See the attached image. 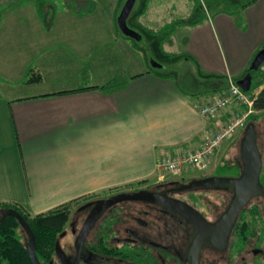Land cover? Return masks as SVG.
<instances>
[{"label":"crops","instance_id":"1","mask_svg":"<svg viewBox=\"0 0 264 264\" xmlns=\"http://www.w3.org/2000/svg\"><path fill=\"white\" fill-rule=\"evenodd\" d=\"M257 7L258 25L246 29L238 41L232 37L236 21L227 13H220L217 21L207 17L197 25L177 27L176 34L188 33L182 51L195 60H187L224 80L195 96L181 91L169 76L143 66L131 70L137 61L133 44L116 30L113 11L105 18L97 9L84 15L57 10L50 29L37 13L29 37L16 29L22 43L7 40L13 28L3 19L0 48L22 49L25 65L22 81L11 76L8 82L31 88L17 94L11 91L17 85L11 87L7 108L0 112V204L15 203L36 215L125 184L164 182L157 169L162 157L196 151L207 132H216L244 107L235 102L216 115L200 113V106L228 88L230 79L237 83L235 76H245L264 44V0H255L243 11L249 14ZM87 19L95 23L86 24ZM237 45L242 52L239 64L224 65L221 53ZM39 74L41 79L27 81ZM120 74L128 81L119 91L65 92L101 86Z\"/></svg>","mask_w":264,"mask_h":264},{"label":"flooded vegetation","instance_id":"2","mask_svg":"<svg viewBox=\"0 0 264 264\" xmlns=\"http://www.w3.org/2000/svg\"><path fill=\"white\" fill-rule=\"evenodd\" d=\"M210 176L221 175L207 173L194 179ZM192 179L144 188L181 199L200 211L209 222L216 221L230 204L233 186L221 183L182 190V184ZM261 182L264 185V170ZM139 189L142 188L134 190ZM216 191L228 199L222 204L223 208L209 204V192ZM96 199L78 205L59 234L57 241L65 251V262L57 255L55 246V256L47 264L51 261L53 264H264V197L261 195L251 198L243 207L224 246L215 244L211 235H207L199 252L193 250L199 233L193 221L177 210L146 201L121 202L102 212L79 246V232L93 208L88 203ZM253 208L258 211L256 217H253ZM69 235L72 238L64 242Z\"/></svg>","mask_w":264,"mask_h":264},{"label":"rangeland","instance_id":"3","mask_svg":"<svg viewBox=\"0 0 264 264\" xmlns=\"http://www.w3.org/2000/svg\"><path fill=\"white\" fill-rule=\"evenodd\" d=\"M37 0H0V26L3 23L4 19V25L9 26V28L15 29V31L12 29L13 32L10 34H6L9 38L8 41L14 42V43H22V36L20 34H16V29L20 32H26L25 34H22L25 38L29 37L30 30L28 27L32 26L34 23L33 21H36L37 17V6L36 2ZM48 2H55V5L57 7V10L60 11L62 9H65V1L66 0H44ZM255 0H150L149 2V8L146 12V15L144 16L145 21L144 24L151 28V29H157L160 28L167 23L178 20V19H187L194 16L203 15L208 17L214 18L215 21L219 19L220 13H227L230 14L233 18L235 24L234 26V34L232 35L234 41H238L240 39V36L245 35L248 30L256 27L258 22V15H260V9L259 7L254 8L249 14H245L246 12L243 11V9L246 7L245 5H250ZM96 8L97 10L101 11V16L107 18L108 14H111L113 11V14H115V25L116 20L120 14L118 13L117 4L115 5L114 2L116 0H96ZM251 2V3H249ZM141 6V0H137L136 4L133 8V12L138 10ZM114 7L116 9H114ZM84 10V9H82ZM104 12V13H102ZM89 19V18H88ZM86 20V24H94V19ZM100 19V18H96ZM102 19V18H101ZM259 23V22H258ZM79 25H82L80 23ZM116 28V26H115ZM117 30V28H116ZM3 37L0 35V38ZM172 40L165 44V49L172 53H184V48L187 47L186 45L189 43V37L188 33H185L183 35L178 32L175 33L172 38ZM26 41V40H23ZM130 42L133 44V49L135 53V60H137L135 63H133V68L131 70H135L138 72L142 69V66L144 68H149V70L152 73L162 72L164 74H169L168 76L175 79L176 83L179 85L182 90L185 91L186 94L196 95L201 94L202 90L205 88H209L213 86L218 81L220 83H223L224 80L222 78L218 79L214 75L216 73H209L204 70H202L195 61L187 60V56L183 57L181 59H177L176 61H167L164 58L155 57L154 50L152 48L151 42L147 40L146 38L143 39V41L140 42L138 45L130 39ZM131 44V45H132ZM18 44L14 45V48H16ZM21 45V44H20ZM264 47V44L259 48V50ZM258 50V51H259ZM105 54L106 52H109V50L105 49L102 50ZM258 51L255 53L254 57L258 53ZM18 52V53H17ZM225 54L221 53V61L224 65H226L227 62H229V65H233L234 61L239 64V61L241 59V48L237 45L234 50L225 49ZM22 49L10 52L7 47L5 49L0 48V112L3 111L2 108H7V101L9 98L11 87L16 86L17 88H14L11 90L12 92H16L17 94H20L22 92H30V88L24 89L18 86H21L18 82H8L9 77L13 76L17 79V81L21 80L22 73H24V63L23 59L24 56ZM154 55V56H153ZM155 58H151V57ZM232 56L236 57L233 58ZM154 59L159 64H161V67L156 66L153 64L152 60ZM254 59V58H253ZM253 61V60H252ZM252 63V62H251ZM251 65V64H250ZM249 65V67H250ZM248 67V69H249ZM247 69V70H248ZM8 78H7V77ZM243 76H235V80H239ZM264 79V64L261 66L259 71L257 72V75H255V79ZM22 81V80H21ZM11 88V89H10ZM258 86L252 87V93L247 92L249 95H252L255 93V91L258 90ZM211 92V91H209ZM203 93V92H202ZM242 108H245L242 107ZM254 110V109H253ZM251 115L257 116L258 120L257 126H258V145L261 150V153L263 155V170H264V110H254L248 117ZM251 122V121H249ZM247 122V124L249 123ZM246 124V125H247ZM245 128V127H244ZM0 133H1V127H0ZM243 131H240L236 134H233L228 137V139L223 143L221 148L217 151L216 157L213 159V163L210 166V168L204 172L203 174H215V175H221V176H236L238 175L242 170V159L240 155V143L241 138L243 136ZM4 141H0V144ZM262 170V171H263ZM191 175L199 176L198 172L195 171V169H192ZM163 176V175H162ZM167 177L170 179L167 180ZM194 177H191L194 179ZM188 177H180L175 176L172 174L166 175V179L164 178V182L172 181V180H183L187 179ZM190 178V177H189ZM145 182V181H144ZM162 182V183H164ZM143 181H139L137 183H130L122 185L119 189L111 190L104 194H93L88 195L85 197H81L76 199L77 201L72 204L71 207V214L75 210V208L83 203L85 200L92 199V198H99V197H105L108 195H113L115 192H122L127 190H134L137 188H141L143 186L145 187H156L160 183H154V181L143 183ZM210 201L209 204H213L214 206L220 205L221 208H223L222 204L227 203V198L224 199L221 195L223 193L216 192H209ZM223 201V203H220ZM217 210V209H216ZM221 209H218L219 211ZM50 211V210H49ZM4 211H0V215ZM33 215V214H32ZM71 237L65 238L64 242L68 241Z\"/></svg>","mask_w":264,"mask_h":264},{"label":"water","instance_id":"4","mask_svg":"<svg viewBox=\"0 0 264 264\" xmlns=\"http://www.w3.org/2000/svg\"><path fill=\"white\" fill-rule=\"evenodd\" d=\"M136 1L137 0L125 1L117 18V23L125 36L141 41L143 39L142 34L128 24V18L133 11ZM152 62L158 67L162 66L158 62L153 60ZM263 64L264 47H262L254 57L245 76L237 80V85H239L243 91L250 92L253 84V77ZM240 155L242 159V170L238 176L195 178L188 183L182 184V190L191 189L195 186H212L221 183H227L233 186V197L230 204L216 221L209 222L195 207L181 199L171 197L167 194L156 192L148 188L128 190L110 195L107 198H98L88 203V205H93V208L83 223L77 238V244L79 246L83 244L99 215L110 207L121 202L146 201L177 210L194 222L199 228V233L193 243V250H196V252H199L204 238L207 235H211V239L215 244L224 246L243 207L255 196L261 195L264 197V185L261 182L263 155L258 145L256 125L254 122H249L244 129L240 143ZM169 183H180V181H171ZM9 214L17 216L21 226L28 235L27 251L32 264H41L36 253V237L31 226L15 209L8 210L4 213L3 217ZM220 242H223V245ZM56 252L63 262H65V251L59 240L56 243ZM50 264H53V261H51Z\"/></svg>","mask_w":264,"mask_h":264},{"label":"trees","instance_id":"5","mask_svg":"<svg viewBox=\"0 0 264 264\" xmlns=\"http://www.w3.org/2000/svg\"><path fill=\"white\" fill-rule=\"evenodd\" d=\"M125 1L126 0H117L118 13L121 11ZM149 2L150 0H141L140 8L135 12L132 11L131 15L128 18L129 26L139 31L142 34L143 39L146 38L151 42L155 57L164 58L167 61H176L177 59H181L186 56H187L186 59H194V57L189 55L188 53L169 52L168 50L165 49V44L172 40L171 38L174 35L178 26L197 25L203 22L206 16L192 15L187 19H178L171 21L166 25L155 30L147 27L144 24V22L141 21V17L147 12L149 8ZM35 3L37 6L38 16L41 19L43 25L47 29H50L53 25L55 13L57 11L55 2L37 0ZM64 8L67 10H71L79 15H84L95 10L96 2L95 0H66ZM115 26L118 32L121 35H124L121 32L118 24H116ZM126 38L133 40L137 45L140 43L131 37L126 36ZM143 39L141 41H143ZM153 56L151 58H155ZM156 73L163 77H167L169 75L159 71L158 72L156 71ZM255 75H257V73ZM214 76L217 78L222 77L221 75H217V74H215ZM41 78L42 75L39 74L37 76H32L27 81L28 82L36 81L37 79H41ZM127 81H128L127 77L123 74H120L113 77L111 80H109L108 82L104 83L101 86L80 87L65 92H78L92 88H101L106 92H115L123 89L126 86ZM254 85L258 87L264 85V79L261 78L255 79L254 76L252 87ZM180 89L185 93V91L182 90V88ZM252 91L253 90L251 88L250 94L252 93ZM253 97H254V103H253L254 110L257 111L264 110V87L256 96L254 95ZM257 118H258L257 116L251 115L247 121V122L251 121L255 123L256 131L258 130V126L256 122L258 120ZM257 140H258V133H257ZM76 201H77L76 199L71 200L67 203H64L56 207L55 209H51L50 211L39 213L36 215H32L29 212H27L21 205L10 202H2L0 204V211H4V212H2V214L0 215V264H32L27 251L28 235L25 229L21 226L17 216L13 214H9L6 217H3L5 212H7L10 209H15L26 219V221L31 226L36 237L37 256L42 263L47 264L55 256L56 241L59 237L60 232L67 225L71 214L72 204ZM252 211H253L252 213L254 214L253 217H256V213H258V211L254 208ZM248 229L249 228H247V230Z\"/></svg>","mask_w":264,"mask_h":264},{"label":"built area","instance_id":"6","mask_svg":"<svg viewBox=\"0 0 264 264\" xmlns=\"http://www.w3.org/2000/svg\"><path fill=\"white\" fill-rule=\"evenodd\" d=\"M252 95L256 96L255 93ZM253 96L243 91L236 82L230 79L228 88L222 89L210 101L200 106V113L204 116L216 115L235 102L245 108H242L241 112L216 132H207L199 149L194 152L165 155L157 162V169L162 171L163 175L172 174L188 178L195 176L191 175L192 169H195L198 174L206 172L212 165L217 151L228 137L245 129L247 117L254 111Z\"/></svg>","mask_w":264,"mask_h":264}]
</instances>
